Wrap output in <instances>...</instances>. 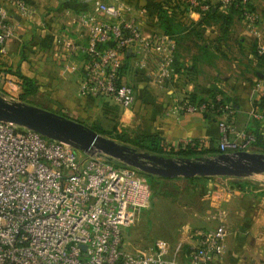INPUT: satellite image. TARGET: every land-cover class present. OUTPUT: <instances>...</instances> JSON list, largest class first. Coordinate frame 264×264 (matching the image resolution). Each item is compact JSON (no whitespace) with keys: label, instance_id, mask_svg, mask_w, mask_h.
Instances as JSON below:
<instances>
[{"label":"built area","instance_id":"2783aa9c","mask_svg":"<svg viewBox=\"0 0 264 264\" xmlns=\"http://www.w3.org/2000/svg\"><path fill=\"white\" fill-rule=\"evenodd\" d=\"M90 1L97 11L73 20L89 40L88 47L81 49L86 63L80 96L109 98L132 108L136 94L125 80L127 65L136 77L151 80L166 94L174 92L180 79L176 40L161 31L144 32L135 7L125 0ZM179 1L201 15L211 9L205 0ZM223 4H237L246 30L260 41V15L250 7L251 0H223ZM7 5L23 17L33 13L23 0H0L1 53L15 37L14 16ZM62 41L70 52H78L74 43ZM259 53L264 55L260 44ZM6 97L19 100L12 94ZM176 102L175 109L185 113L216 109L212 99L193 103L185 97ZM214 112L224 117L219 123L221 151H248L256 137L237 132L226 119L235 114L233 106L225 103ZM250 117L264 122V111L254 108ZM24 130L0 122V264H179L177 253L171 257L164 244H158L153 253L124 248L126 230L136 224L153 198L147 178L138 170ZM221 186L237 192L227 182ZM195 236L197 246L189 264L223 260L228 237L223 225Z\"/></svg>","mask_w":264,"mask_h":264},{"label":"crops","instance_id":"0c3cea01","mask_svg":"<svg viewBox=\"0 0 264 264\" xmlns=\"http://www.w3.org/2000/svg\"><path fill=\"white\" fill-rule=\"evenodd\" d=\"M23 1L33 11L29 17L21 16L12 5L6 6L9 13L14 16L15 37L7 42L4 53H0V59L3 57L10 63V69H7V72H2L3 78L7 82L1 81L0 93L19 95V88H22V81L17 75L19 72L34 80L48 82V90L46 91L50 93L52 90L60 88L57 85L61 83V80H67L71 83V80L76 79L78 85L76 94L70 93L67 89L66 91L60 90L61 94L58 96L63 99L62 110L64 108L70 109L68 108L70 105L74 107L70 110H86V101L80 96V83L83 67L86 63V56L81 49L88 47L89 40L87 35L82 33L77 25L73 24V20L84 12L95 13L96 7L90 0ZM125 2L135 7L137 12L135 15L144 30L150 27L152 28L151 31H161L152 15L150 0H125ZM253 4L261 15L259 44L264 47V0H253ZM214 7V10L219 9V14H228L230 8L224 6L223 0H217ZM174 12L178 15L179 20L188 24H197L202 20V15L198 12L185 11V13H181L176 9ZM238 20L242 19L239 15L233 14V22L227 35L221 30L220 25L214 24L207 28L204 37L211 41L220 38L225 55L228 48L236 50V55H233L235 58L230 61L233 66L232 73L236 72L238 79L234 78L233 80L229 77L224 79V85H218L220 90L224 92L227 98L233 100L235 105V114L226 119L234 125L237 131L258 134L259 145L255 147L264 148V123H258L250 117V113L255 108L254 103L264 98V65H261L251 52L253 42L256 43L257 38L250 34L243 24L241 26ZM235 36L237 38L234 41ZM239 37L243 40L242 43L239 42ZM64 38L74 43L79 49L78 52H70L62 41ZM197 53L198 49L195 50L194 55ZM233 56L230 55V57ZM182 59L185 66L193 64L192 57ZM39 60L42 62L53 61L54 64L61 67L57 69L58 66H51L50 64V67H45L48 68L45 70L47 73L39 76L37 72V74H33L30 68L35 61ZM235 63L238 65L237 71L234 67ZM207 65L209 64L204 63L200 66L201 71L195 76L179 73V88L177 87L176 92H169L166 101L161 98H151L145 94L146 92L144 94L147 97L140 98L138 101L136 97L132 109L138 116L139 125L147 134L151 133L152 135L157 131L156 133L165 140L169 151L193 146L196 142L201 143L203 148L211 147L221 150L219 122L220 118L224 117L217 115L216 112L185 113L178 111L175 109V100L172 98L175 96L182 99L187 95L191 96L193 93H197L195 87L201 84L196 82H199L204 67ZM141 78L143 77H136L135 74L134 79L136 81H141ZM192 78L195 79V83L192 82ZM200 97L207 101L210 99L208 96H201V94ZM49 104L50 107L51 104ZM49 107L45 106L44 109L50 111ZM65 118L81 121L77 116ZM229 152L232 153L231 150ZM209 182L212 184L209 190L212 213L209 218L211 223L217 225L216 227L223 225L228 233L226 255L223 260L215 261L212 264H264V176H254L248 179L230 178V180L211 178ZM226 182L236 188L237 192H228L225 187L221 186L222 183ZM240 182L249 185L250 188L246 191L239 189L237 184ZM208 229L210 228H204V230ZM195 237L184 235L170 256L173 257L177 253L176 259L179 264H189L192 260V251L197 246Z\"/></svg>","mask_w":264,"mask_h":264},{"label":"rangeland","instance_id":"374dc122","mask_svg":"<svg viewBox=\"0 0 264 264\" xmlns=\"http://www.w3.org/2000/svg\"><path fill=\"white\" fill-rule=\"evenodd\" d=\"M166 1H168V4L171 6H178V4L181 5V1L179 0ZM205 1L210 2V4L212 5L217 4V0ZM257 10L258 9L256 8V11ZM258 13L260 15V12ZM235 23L236 25H238L237 22ZM238 23H241V26L242 24L244 25V27L246 26L243 17L242 20H238ZM258 25L259 27L261 25V15ZM151 29L152 28L148 27L147 30H144V32L151 33L153 32L151 31ZM237 36H235L233 40L237 38ZM239 39H241V37H239ZM204 41L207 42L211 40L204 39ZM204 41H202V43ZM192 42L186 43L185 47L178 48V61L182 66L184 65L182 63V58H191L196 50L195 45L201 43V41L198 39H195ZM235 51L236 50H231V48H228L227 54L224 55L225 57L218 56V58L215 59L214 62L215 65L217 63L216 66H205L203 73L198 80L199 82L196 83H200V86L204 88H211L212 85H215L217 87L218 85H224V79L226 78L230 77L233 80L234 78L238 79V74L236 72L232 73L233 66L232 62L230 61L235 58V56H233L236 55ZM230 55H232L233 57H230ZM1 58L0 76L2 77H0V84H2V82H7L6 80H4V74H2V72H7V69H10L9 61H6V59L3 57ZM50 64L51 66H58L57 64H54L53 61H35L32 67L30 66V68L32 69L31 72L33 74L37 72L39 73V76H43L47 73L45 70L48 69L45 67H50ZM237 66L238 65L235 63L234 67L236 68V71L238 69ZM59 67L61 66H58L57 69ZM126 70V83L133 88L137 97V101L140 98H145V94H147L151 98H161L165 101L168 99L169 94H166L165 91H163L157 84L153 83L151 80H148L147 78H141L142 82L136 81L134 79L136 73L130 65H127ZM192 80V82L195 83V79L192 78ZM35 82L38 91L35 96L29 98L25 102L28 105L46 110L44 109L45 106L49 107L48 104L50 103L52 106L49 104V112L58 114L63 117L77 116V118L82 121H77L80 124L88 127L89 129L97 132L104 137L115 140L120 144L127 145L136 150L140 149L136 146V144L147 143V138L151 136V133L147 134L146 131L141 127V125H139L138 116L133 112L132 108H125L109 98L105 100L82 97L86 101V110H70L71 108H74L71 105L70 107H68L70 109L64 108V110H62L63 99L58 96L59 94H61L60 90L64 89L66 91L67 89L70 93L76 94L78 92L76 79L71 80V83L67 80H61V83L59 85L56 84L57 86H60V88H57V90H52L51 93L49 91H46L48 90V82L37 81L36 79ZM178 86L179 83L174 88V92H176ZM195 88L197 91V86ZM21 91L23 92V89L19 88L20 93H18L19 95H17V98L19 99V101L23 102L20 99V96L22 94ZM4 95L6 96V94ZM189 97L190 96L188 95L186 96V98ZM172 98L173 100H175V104L177 103L176 101H180L183 99L176 98L175 96ZM253 120L256 121L255 119ZM222 121L223 118H220L219 123H221ZM21 129L24 130V128ZM156 132L154 134L159 135ZM239 132H243L246 135H253L252 133L246 131ZM161 139L164 140L163 137H161ZM248 151L254 153L264 152V148L255 147L254 145H252ZM163 182L164 184L162 185L161 189H159V191H156L155 189L153 190V198L148 209H146L141 214L140 218L138 219L136 224L131 227L129 232L125 233L124 248L129 252L134 253L138 251L143 253H153L158 250V244H164L172 254L184 235L195 236L198 231L204 230V228H217V225H215V223L213 222L211 223V219L209 218V215L212 213L211 204L209 201V190L211 188L210 185L212 184H210L209 181L201 182L196 185L189 184L188 180L185 179H167L163 180Z\"/></svg>","mask_w":264,"mask_h":264},{"label":"water","instance_id":"95a60500","mask_svg":"<svg viewBox=\"0 0 264 264\" xmlns=\"http://www.w3.org/2000/svg\"><path fill=\"white\" fill-rule=\"evenodd\" d=\"M0 122L37 132L47 139L71 145L86 155H98L139 172L164 179L264 176V154L249 151L223 153L198 160H178L149 154L104 137L75 120L9 100L0 93ZM129 232V230H126Z\"/></svg>","mask_w":264,"mask_h":264},{"label":"trees","instance_id":"16d2710c","mask_svg":"<svg viewBox=\"0 0 264 264\" xmlns=\"http://www.w3.org/2000/svg\"><path fill=\"white\" fill-rule=\"evenodd\" d=\"M151 1V9L153 10V16L156 19L157 27L161 32L169 35L173 39L176 40L179 47H185L186 43H190L195 39L201 41L200 44H196V49H198V53L192 56L193 64L189 66L181 65L178 61V53L176 55L177 61V72L184 73L189 76L198 75L201 71L200 66L205 64H209L210 66H214V61L218 56L225 57L223 53V45L221 44V39L215 41H207L205 42L204 35L209 26L214 24L220 25L221 30L225 32V35L228 33V29L232 25L233 22V14H237L242 19L243 13L241 8L237 4H233L229 8L228 14H219V9L214 10V5L210 4V2H206L211 6L210 11L202 14V20L195 24H188L185 21L179 20L178 15L175 14L174 10H179L181 13L189 12V8L186 4L181 2V5L178 4L175 6H171L168 4L166 0H150ZM250 7L252 10H256L253 1L251 0ZM206 40V39H205ZM202 41H204L202 43ZM239 41V40H238ZM242 39H240V43H242ZM193 43V42H192ZM112 44L111 46H113ZM195 45V44H194ZM253 49L251 50L254 58L264 65V55H260L259 53V40L257 42H253ZM18 77L22 81V89L23 92L20 96V99L23 102H26L29 98L35 96L37 94V85L34 79L29 78L19 72ZM201 96H208L210 99L215 101L217 111L222 105L225 103L231 104L235 109V105L233 104V100H230L226 97L224 92L220 90L217 86L212 85L211 88H204L202 86H197V93H193L189 99L193 103H206L207 100H204ZM218 98H221L219 101ZM232 101V102H231ZM254 107L258 110L264 111V98L259 99L254 103ZM210 111V112H214ZM217 115L221 116V113L216 112ZM258 123H264L257 121ZM256 137V142L253 144L254 146L259 145L258 143V134L252 133ZM139 150H143L149 154H154L158 156L169 157L178 160H198V159H206L219 156L223 154V152L216 148H203L204 146L201 143L196 142L193 146H186L184 148H180L179 150H167L168 146L164 140L157 134L151 135L147 138V143H138L136 144ZM142 151V152H143ZM227 153H230L229 151ZM234 153V152H232ZM262 153V152H255ZM264 154V153H262ZM140 174L147 178L152 191L155 189L159 191L162 185L164 184L163 180H167L164 178L155 177L152 175H148L140 172ZM211 178H194L189 179L188 182L191 185H196L201 182H208ZM186 180V179H185ZM238 188L241 190L249 189V185L242 184V182L238 183ZM191 252V251H190ZM193 252V251H192Z\"/></svg>","mask_w":264,"mask_h":264}]
</instances>
